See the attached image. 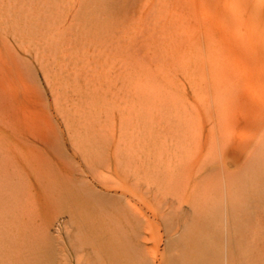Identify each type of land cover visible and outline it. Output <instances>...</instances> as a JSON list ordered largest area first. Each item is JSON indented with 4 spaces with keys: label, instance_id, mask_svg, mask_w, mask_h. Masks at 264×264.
Instances as JSON below:
<instances>
[{
    "label": "rangeland",
    "instance_id": "rangeland-1",
    "mask_svg": "<svg viewBox=\"0 0 264 264\" xmlns=\"http://www.w3.org/2000/svg\"><path fill=\"white\" fill-rule=\"evenodd\" d=\"M262 8L0 0V264H264Z\"/></svg>",
    "mask_w": 264,
    "mask_h": 264
},
{
    "label": "bare ground",
    "instance_id": "bare-ground-1",
    "mask_svg": "<svg viewBox=\"0 0 264 264\" xmlns=\"http://www.w3.org/2000/svg\"><path fill=\"white\" fill-rule=\"evenodd\" d=\"M255 10H258L257 8H255ZM259 10H261V9H259ZM262 11L264 12V8H262ZM254 29H256V31H258V32H260V33H264V22H257L255 25H254ZM262 31V32H261ZM58 47V46H57ZM59 50V49H58ZM57 50V51H58ZM63 55H66L65 53L63 54ZM67 56V55H66ZM64 57V56H62L61 58H62V60L59 62L58 61V67H59V75L63 78V79H65L66 80V82L68 83V85H70V87L71 88H76V87H78L77 85L75 86V85H72V83H74V82H77L76 81V79H78V77H79V74H78V72H77V70H75L76 68H73L72 66H73V64H75V62L72 60V59H67V57ZM254 61H255V64H257V65H259L260 66V69L263 71V73H264V67H262L261 65H260V63H261V61L262 60H264V54L262 55V56H259V57H255L254 59H253ZM218 69L219 68H214V71H218ZM72 82V83H71ZM73 92H75V95H74V98H73V105H76L77 106V102H76V100H77V98L76 97H78V92H79V94H82L81 92H80V90L79 91H77V89H74L73 90ZM78 110H79V108H78ZM71 121V119L69 118V122ZM252 161V160H251ZM236 247V246H235ZM231 250H233V253H234V250H235V248L233 249H231ZM237 250V249H236ZM233 256H234V254H233ZM227 262L225 263V264H229V259H228V254H227ZM233 260H235V258L233 259ZM198 264H200V263H198ZM204 264V263H203ZM206 264V263H205ZM232 264V263H231ZM236 264H237V262H236Z\"/></svg>",
    "mask_w": 264,
    "mask_h": 264
}]
</instances>
